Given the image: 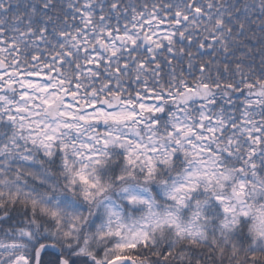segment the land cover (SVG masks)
Returning a JSON list of instances; mask_svg holds the SVG:
<instances>
[{"label":"snow or ice","instance_id":"1","mask_svg":"<svg viewBox=\"0 0 264 264\" xmlns=\"http://www.w3.org/2000/svg\"><path fill=\"white\" fill-rule=\"evenodd\" d=\"M0 264H264V0H0Z\"/></svg>","mask_w":264,"mask_h":264}]
</instances>
